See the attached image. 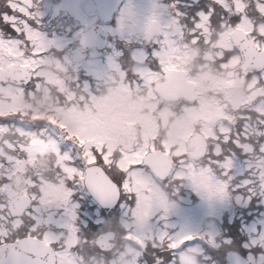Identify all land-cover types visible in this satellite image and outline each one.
I'll list each match as a JSON object with an SVG mask.
<instances>
[{"label":"rangeland","instance_id":"1","mask_svg":"<svg viewBox=\"0 0 264 264\" xmlns=\"http://www.w3.org/2000/svg\"><path fill=\"white\" fill-rule=\"evenodd\" d=\"M67 1V4L65 3ZM83 0H64V4L62 3L63 8L65 9V6L69 9L68 12H71L69 16H73L76 18L77 21L81 23V27L77 29V31H74L71 36L65 37V36H57L55 38L54 42L52 40V35L48 33H52V29L49 27L48 24L45 26L42 25L39 29L40 32H42L44 35L37 31V33H30L29 38L32 41L33 44L36 45L37 50H46L49 48V45L51 43H55L59 45L60 48L64 51L66 50L75 51L76 55L82 57H85V54L78 51L75 44L71 47V41L72 38L78 37V35L82 32L85 27H87L89 24L93 23L96 20L94 19V16H87L85 15L81 10V2ZM221 4H224L225 7H227L231 12H240L242 9V1L241 0H218ZM71 6H68V5ZM40 5V4H39ZM39 5L37 6L36 12L39 13ZM132 7L131 12H125V8L128 6ZM42 12L46 8L49 12L51 7L49 4H47L45 1H43L42 5ZM161 6V7H160ZM165 4L160 5L158 3V0H129L128 3L123 5L118 13V16L116 17L117 23L115 27H112L111 30L115 36L120 37L122 40H124L128 47L131 48L133 43V39L141 38L144 39L146 36L152 34L149 32H153V30L149 27V19L153 18L155 19L154 28H157L158 25L161 23L159 21V18L156 16H153V11L158 10L160 7V10H158L157 15L162 17V20L164 23H167L168 21L165 19V16L163 15V7ZM66 10V9H65ZM35 12V11H34ZM70 22L72 20L69 19ZM76 21V22H77ZM121 21H123V30H120ZM97 22V21H96ZM240 27H243L244 29L250 28V23L248 20L242 18L240 19V22L238 24ZM264 24H260V33L264 31V28H262ZM148 27V28H147ZM203 30L207 28V22L205 21L204 24H202ZM46 29V30H45ZM177 30V29H176ZM229 29L225 32H223L220 36V39L217 41V46L220 48L219 51L216 53L217 57H221L223 55L222 48H229L231 47L228 39ZM171 33L169 34L167 31L165 34L163 33L162 37L167 41L168 44H164V47L161 48L158 52L155 53L157 56V59L159 60V63L161 65V69L163 71L171 67V65H179V62L184 61H191V58H185L182 59L180 56V50L174 48L172 46V43H174L173 36L169 37ZM46 37V39H45ZM155 35L150 36V41L155 40ZM163 40V39H162ZM156 41V40H155ZM177 41V40H175ZM177 44L176 42L174 43ZM259 45V43H258ZM114 46V44H112ZM71 47V48H70ZM177 47V46H176ZM4 49H13V47H3ZM43 48V49H42ZM64 48V49H63ZM76 49V50H75ZM186 51V50H185ZM189 52L190 50L187 49ZM204 52V51H203ZM202 52V56L208 57L210 61L213 62L214 58L216 57L213 53L216 52V50L211 51H205L204 54ZM81 54V55H80ZM90 56L95 55V52H89ZM196 54V53H195ZM70 56H72V53L69 54L68 57L65 58L67 61ZM132 56L135 58L139 64V71L141 78H139L142 83L140 85L146 87L147 89V95L148 100H144L143 98L137 99L136 93L133 90H130L129 85L127 84L124 86L122 81V74L125 71L119 70V53H105V57L99 56L97 59L89 60L88 63H85L84 65H87L86 71L82 73H91L96 78L101 79L102 83L105 84L108 87V92L105 94H98V96L94 97V94H90L89 85L84 92L89 94V98L91 102L89 104L85 103V105L82 108L77 107H69L65 108L63 106H58V110L54 113L57 115L59 114L62 121L67 123L69 122V127L72 131L79 132L83 139L87 142V145L89 147V144L93 142H99V147L101 145H105L108 150V154L110 151L115 147H119L122 149L125 147H131L135 143H142L143 141H148L149 135H152L155 130L157 129L158 124V116L157 115H149L148 113L144 112L142 108L147 106H154V103L156 100L154 99V96L149 91L148 83L150 80L158 79L162 75V71H152L149 70L147 67H144L141 64V58L144 56V54L137 49H134L132 51ZM51 56H46L43 58V60L39 61H33L30 60V63H35L38 65H43V73L40 74L45 75V80L47 81L45 84L40 86V89H42V92L46 94V99L43 101L46 103V108H51V105L53 103H57V100L51 96L50 89L52 85L59 84V76L58 78L55 77L54 71L52 69H48V66L51 65H59L56 62L51 61ZM113 59L110 63L109 60ZM55 60V59H54ZM86 60V59H85ZM83 62V61H82ZM236 62L232 59L230 62L226 63V70L223 71V75L219 76H213L209 74L208 72H201V74H198L197 81L199 84V98H198V104L193 107H186L181 114H174L171 111L168 110L162 111L161 116H159L162 119V126L166 128L167 131V137L164 140V144L166 147L170 146V144L177 143L179 145L178 153L184 152V143L187 141V136L192 131L193 126L197 125L199 126V129H201L199 132L206 136L207 134H214V131L216 128H220L221 130H227L225 126H223V123H221V119L225 117V113L230 110H235L237 108H251L252 106L256 105L259 100V95L257 94V90H250V92H245V90L249 87L248 84L244 80H242V76L239 77V73L235 71ZM67 65V64H66ZM67 67V66H64ZM97 68V69H96ZM102 69L103 72L100 71ZM48 69V70H46ZM82 69V68H81ZM64 73H68L67 71H63ZM119 72L120 74H118ZM135 72H138L135 68ZM96 75H95V74ZM119 76L122 79L119 80V84L112 86L110 83L111 79H114L115 77ZM196 78V76H194ZM95 82H93L94 85ZM61 84V83H60ZM119 86H122V88H119ZM60 88V87H59ZM213 89L214 92L220 93L223 97H220L219 95H208L205 93V91ZM62 91H68L67 85L63 86V89H60ZM69 92V91H68ZM75 95L79 92L77 91H71ZM71 94V93H70ZM18 96V92L11 91L9 89L2 90L0 92V113H5L9 109H12V111H15L18 106L19 98L16 99ZM4 97L10 98V102L6 103L4 100ZM154 99L155 101L153 102ZM229 104L230 107L226 106ZM257 110H260L261 112H264V106H255L254 107ZM52 109V108H51ZM138 109V111H137ZM225 113H222L224 111ZM171 114V116H169ZM172 117V118H171ZM229 117V115H228ZM71 118V120H70ZM134 125H140L141 130L140 133H136L135 126ZM94 129V130H93ZM24 135V134H23ZM128 137H131L132 142L130 145H124V138L129 139ZM32 139V141H31ZM22 141H24L22 139ZM31 141V142H30ZM28 147L32 151V146H35V142H39L40 140L37 138L36 134H33L30 138ZM35 141V142H33ZM25 143V142H24ZM123 144V145H122ZM142 146H145V144H142ZM27 147V150H28ZM140 146H137V148ZM183 147V148H182ZM50 144H45V148L41 150V154L39 155L37 153H31V151L28 150L30 156L33 158V162L28 165H23L22 162H16L14 160H7V164H0V168H2L3 173L8 176L10 181V185L13 186V188L19 190V191H25L26 186L25 183L32 182L27 178V174L29 175V170L34 169H40L35 162L36 157L39 156L43 158L44 160H47L46 154L49 152ZM248 151V150H245ZM1 152V149H0ZM252 159L249 158H233L232 161L230 159L226 160L223 164H220L221 168H226L229 164H232V168L236 169V172H242L245 170V168L249 165L254 166L256 163H253L251 161ZM184 161V158L182 159V162ZM186 163V161H185ZM123 164H125L123 162ZM46 168V165L43 167ZM27 169V171H26ZM34 170V171H35ZM178 171V172H177ZM176 171V177L180 178L181 185H185L184 187L187 189L186 192V199L187 201L184 203L174 202L175 208L172 211L170 215L167 216V219H164L163 214L157 216L155 218V222H153V225L159 224L160 229H163L164 224H169L168 221L171 219V217H175L173 221L179 222L182 225L185 224H191V230L190 232L202 230L203 233L208 231L209 235L217 232L216 227V220L215 217H222L224 214H227L229 211H231L234 207L230 205V201H213L209 202L206 199L202 198L195 190H193L190 186H187L189 180L192 184L197 185L199 187L204 188L207 191H213L218 190L219 184L218 182L213 178L211 175V170L208 167L198 169L197 172L193 171L191 169V165H183V163L179 166V168ZM140 173L143 175L142 178L146 180L144 184L140 187L145 193L138 194L140 199H143L146 205L151 206L152 201L156 198V194L153 192L152 188L149 186L148 181H151L144 172ZM237 180L244 179L245 177L242 176L241 173L234 176ZM148 180V181H147ZM26 181V182H25ZM246 181V180H245ZM240 183L241 185L244 184ZM132 182V190H134L137 186L134 181ZM152 182V181H151ZM262 184V183H261ZM260 184V186H261ZM260 186L256 188L259 189ZM242 187V186H241ZM46 191L47 196L45 198V202L47 203H54L56 200L55 193H53L54 188L51 187H44L43 192ZM34 193V189L30 191ZM195 193V196L198 197L196 200V203H192L190 199V195L192 193ZM242 192H237V194H240ZM10 194V193H9ZM236 194V195H237ZM241 196V195H238ZM237 196V197H238ZM236 197V199H237ZM150 199V202L147 201ZM235 199V204L238 200ZM260 204H263V201L261 200L259 202ZM49 204V205H50ZM247 205V204H246ZM148 207V206H147ZM145 208H142V211H144ZM151 210V209H150ZM225 210L227 213H225ZM141 211V212H142ZM42 212V211H39ZM145 212V211H144ZM250 212V210H248ZM262 212V211H261ZM44 213V212H43ZM128 215V210L125 208L121 209V216ZM201 216L204 217V220L201 219ZM214 216V219L212 218ZM259 215L256 214L254 217L257 218ZM232 217V216H231ZM198 218V221H197ZM70 217L66 215H63L59 220H51L54 223H57L58 225L66 227L68 230L70 229V225L72 224V221H70ZM259 219L261 220V223L264 224V220L262 216H259ZM123 225L128 228V221H122ZM206 223L209 224V226H206ZM248 224V222H246ZM171 225V224H169ZM144 228L149 230L151 233L153 230L157 231L158 233H161L158 229H154V227H147L143 224ZM205 226V227H203ZM250 229L253 230V228H256L255 226V219L250 222L248 225ZM180 230H177L179 232ZM184 232H187V230H183ZM124 234V232H122ZM207 233V232H206ZM163 234V233H161ZM124 236V235H123ZM246 236L249 237L247 241L241 242V245H243L245 248L248 249L250 257L247 255V257L251 260H253L255 263H258L259 260L262 261L263 258L260 255L259 260L256 261L254 258V247L257 241L264 240V230L254 238L251 237L250 232L246 230ZM63 237L65 238L66 244L69 246L70 244L73 245L75 243V233L74 235L69 234H63ZM210 239V237H209ZM226 241H229L228 238H226ZM156 244V242L154 243ZM246 245H249L246 247ZM238 250L243 252L239 247H236ZM117 252V259L121 264H126L130 260V253H133L132 249L130 248V245L128 242H126L122 248L116 249ZM193 253V252H190ZM244 253V252H243ZM64 255V253H63ZM63 263L64 264H75L73 259L71 258L70 254L68 253L66 249V254L62 256ZM251 260L252 264H255Z\"/></svg>","mask_w":264,"mask_h":264},{"label":"snow or ice","instance_id":"2","mask_svg":"<svg viewBox=\"0 0 264 264\" xmlns=\"http://www.w3.org/2000/svg\"><path fill=\"white\" fill-rule=\"evenodd\" d=\"M7 7L8 12L4 13L2 16L3 23L8 26L9 31H11L16 39L7 43V47H15L18 53L23 54V59H31L33 61L43 60L47 55V51L39 52L36 51V45L28 38V32L25 30V25L31 29L38 30L39 22L43 16V13H33V8L35 5L31 4L30 0H8ZM169 7L171 15L167 17L169 21L174 20L179 26L181 33H183V40L181 43L189 45H200L207 43L203 37L202 24L205 21L209 25L216 24L219 28L223 29L226 27L224 24V17L228 16L231 25H234L240 21L241 16L239 14L232 15L227 7H221L217 4L216 0H212L211 5H209L206 0H196V2H190L189 5L181 9L177 4H173ZM125 12H131L132 7L129 5L125 8ZM258 11L264 13V0L258 7ZM217 13H219L220 19H217ZM151 18L148 23L150 24ZM264 28V26H262ZM120 30H123V21H121ZM40 32V31H39ZM42 36L44 35L40 32ZM258 38L264 40V31H262ZM4 37L0 36V41H4ZM46 39V37H45ZM156 41L162 39L161 36H155ZM82 45H87V39L81 41ZM155 47L160 50V43H157ZM29 49L31 51H25ZM154 52V53H156ZM154 53H149V57H155ZM239 54L238 52L236 53ZM120 55H123L120 53ZM232 53L229 52L226 57H221V61L227 62L231 59ZM18 56L13 55L8 56V53L4 48L0 47V65L5 62L16 63ZM113 59L109 60V63ZM148 63V60L145 61ZM43 65H38L36 67H31L29 75L27 77H20L21 90L24 92H29L34 90L35 86L40 84L43 77L39 75L40 71L43 69ZM150 70L160 71L159 60H151ZM123 69V68H122ZM125 78L128 80L129 85H132L133 79L136 83H142L135 72H125ZM246 80L253 83L254 87L264 88V65L256 66L245 73ZM77 82L81 83L80 77L77 76ZM9 81L6 79H0V87H6ZM91 88L93 82L85 81ZM82 84V83H81ZM6 103L10 102V98L4 97ZM14 115H20V113H14ZM257 116L261 117V121L257 122V132L260 133L259 140L264 141V112H258ZM5 118L0 117V121H4ZM244 131V129H241ZM222 138L225 134H219ZM240 133H237L239 136ZM64 137L67 141L71 142L74 138L68 133H64ZM81 152L79 157L82 167L78 168V174H75L68 178L65 184V192L69 200V211L71 217L76 225L80 223L81 220L85 221L83 228L85 231H95L97 225L92 223V220L96 218V213L98 210L111 209V215L116 214L118 206H122L123 202H127L129 205V218L132 217L131 208L137 207L145 208L143 199H138L137 192L132 190V182L130 179V173L135 171H141L146 173L153 183L160 189V192L167 193L166 196L160 195L157 192L156 198L152 201L150 206V211L140 218V222L147 227H154L158 229L161 233H166L163 240L157 239L156 244H146L144 249L141 250L140 246L137 245V250L142 251L141 256L138 258V264H216L218 257L222 255V246L224 243H230V241H224L218 239L215 233L209 235L201 233L199 235L186 233L183 230L177 232L175 226L164 224L163 229H160L159 224L153 225L152 221L157 216L163 214L164 219L172 213L175 208V203L170 197L178 194V189L182 186L180 183V178L176 177V168H173L166 176H157L154 167H159V161L152 160L149 163L136 162L128 169H120L116 164L112 162V159L108 156V150L106 147L92 146L88 149L91 153L92 159H87L88 152L85 151L84 145H77ZM241 149L240 141L235 139L231 133L227 134L226 139H222L221 142V152L216 154L213 152L208 156L206 161H202L203 165H206L211 170V175L218 182V190L207 191L202 187L194 185L189 180L187 186H190L195 190L202 198L209 202L213 201H230V193L233 190H239L241 186L249 190L248 201L250 202L253 195V186L256 184V175L254 172L258 173V170L249 169L248 171L252 173V178L244 182L243 185L236 182V178L232 175L233 168L231 167L225 169L221 168L220 164L225 160L227 156L231 160L232 152L231 149ZM252 151H256L253 147ZM245 152V151H244ZM248 153V152H245ZM259 154L264 156V147L259 148ZM93 168L99 169L104 175L108 176V181L111 185V190L105 191L101 188L99 191L96 187L89 184V171ZM110 174V175H109ZM262 182V180L259 178ZM173 181L177 184V191L173 193L168 192V183ZM47 196L46 191L41 192L40 201L45 202ZM35 198V197H34ZM243 197L237 201V203H243ZM35 207V206H33ZM78 228V227H77ZM79 232H80V228ZM208 236L209 238H202ZM159 246H156V245ZM260 246L264 247V240L259 241ZM216 245L217 247H213ZM249 245H246V247ZM199 249L197 255L200 257L199 260L196 256L192 255L188 250ZM169 253L173 255L169 256ZM178 256V259H177Z\"/></svg>","mask_w":264,"mask_h":264},{"label":"flooded vegetation","instance_id":"3","mask_svg":"<svg viewBox=\"0 0 264 264\" xmlns=\"http://www.w3.org/2000/svg\"><path fill=\"white\" fill-rule=\"evenodd\" d=\"M82 90L84 89L82 88L80 91ZM79 97H81V94ZM63 123L66 124V129L68 130L69 122ZM2 128L3 130H6V124H3ZM16 130H18L17 127ZM77 134L80 138L82 137L79 132H77ZM79 144L82 143L70 142L67 144L68 146L66 149L61 146H55L52 158L48 157L47 160L37 156L35 162L40 169L35 170L33 167V169L29 170L27 178L32 182V184L25 181V191H19L13 188V186L10 185V181H8V176L5 175L2 168H0V238L4 241L1 243L13 242L22 237H39L48 244L53 246L59 245L60 249L58 251V256L59 258L64 256L63 253L66 252L68 245L65 242L63 234H69L71 236L75 233L76 237L79 232L78 228H80L81 231L82 220L78 225H76L73 221L69 211V200L67 193L65 192V184L68 178L78 174V168L73 167L70 164V157H66L71 156V153H73L76 156V159L80 161L79 157L81 156V152L77 147ZM11 145L13 144L9 142H5L3 144L0 152L3 157L2 164H7V160L22 162L23 165H28L33 162V158L28 152V150L31 151L28 144L23 142H14L15 149L7 148ZM31 153H37L38 155L39 153L41 154V149L37 143H35V146H32ZM45 165L46 168H43ZM51 186L54 188L53 193H55L56 198L54 203L50 204L47 202H39L43 188ZM33 189L34 193L30 192ZM25 193L30 195L31 205L25 209L22 215L16 217L11 216L8 211L9 202L15 196ZM13 202L14 201L12 199L10 204ZM66 214L71 218L70 221H72L69 230L64 226L51 221L52 219L59 220ZM69 246H71V244Z\"/></svg>","mask_w":264,"mask_h":264},{"label":"water","instance_id":"4","mask_svg":"<svg viewBox=\"0 0 264 264\" xmlns=\"http://www.w3.org/2000/svg\"><path fill=\"white\" fill-rule=\"evenodd\" d=\"M95 1L103 9L104 16H106V15L111 13V11L114 8V4L117 0H95ZM92 32H89L88 34H90ZM239 33H241V32L238 31V33H235V34L239 35ZM243 36H245V34ZM259 62H264V55H262V56L255 55L254 56V63L253 64H259ZM0 78L6 79V75H0ZM155 158H157L161 161V165L159 164V167H154V170L157 172V174L159 176H166L168 173V170H169V166H170L169 159L164 157L163 155H160L157 153V154L149 155V157H147L145 163H149L152 160H155ZM103 179H104L103 181L105 182L104 190L110 192V190H111L110 182L105 178H103ZM88 181L90 182L89 184L92 185V181L90 180V177H89ZM227 264H247V262L242 257H240L239 255H237L235 253H228L227 254Z\"/></svg>","mask_w":264,"mask_h":264},{"label":"trees","instance_id":"5","mask_svg":"<svg viewBox=\"0 0 264 264\" xmlns=\"http://www.w3.org/2000/svg\"><path fill=\"white\" fill-rule=\"evenodd\" d=\"M0 1H1V0H0ZM7 1H8V0H7ZM0 5H3V6H4V5H7V4H6V2H5V3H3V4H0ZM2 9H3V8L0 6V10H2ZM260 264H264V263H263V262H261Z\"/></svg>","mask_w":264,"mask_h":264}]
</instances>
